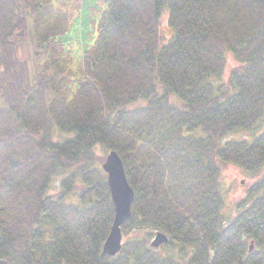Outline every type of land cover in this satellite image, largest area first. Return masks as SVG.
I'll list each match as a JSON object with an SVG mask.
<instances>
[{
  "label": "trees",
  "instance_id": "trees-1",
  "mask_svg": "<svg viewBox=\"0 0 264 264\" xmlns=\"http://www.w3.org/2000/svg\"><path fill=\"white\" fill-rule=\"evenodd\" d=\"M229 165L257 180L226 223ZM0 264H264V0H0Z\"/></svg>",
  "mask_w": 264,
  "mask_h": 264
},
{
  "label": "water",
  "instance_id": "water-1",
  "mask_svg": "<svg viewBox=\"0 0 264 264\" xmlns=\"http://www.w3.org/2000/svg\"><path fill=\"white\" fill-rule=\"evenodd\" d=\"M102 169L107 175L115 208L113 225L103 246V254L114 257L122 249V226L131 218L135 194L128 182L123 161L116 152L107 154ZM167 242L168 237L160 233L154 238L152 246L158 248Z\"/></svg>",
  "mask_w": 264,
  "mask_h": 264
},
{
  "label": "rangeland",
  "instance_id": "rangeland-1",
  "mask_svg": "<svg viewBox=\"0 0 264 264\" xmlns=\"http://www.w3.org/2000/svg\"><path fill=\"white\" fill-rule=\"evenodd\" d=\"M81 10H83V6ZM165 21L166 20H164V23L162 26V34H161L162 42H166L168 39L172 37V33L168 29ZM80 28H81L80 25L74 27V29L76 30ZM74 48L76 50L77 46ZM27 52H28V49L24 51L21 48V50L18 51V54H19L18 56H20V58L22 57L23 59H25L27 57L26 56ZM235 65H236V61L233 55L228 54V67H227V71L225 73L224 78L228 76L230 69L233 68ZM251 135L252 134L249 132L240 131V132L227 136V139H232V140L249 139ZM256 180H257L256 176L252 174H248L242 171L240 168L233 166V165L227 166L222 171L221 181H222V188H223L224 202H225L224 208L222 210V214H223L224 221L226 223H229L235 218V216L238 213L237 204L241 202L242 199L245 198V195L248 192L249 188L253 185V183ZM57 182L58 183L55 182L54 185L52 186V190L54 192H57L59 188V182L61 181L58 180ZM123 238H124L123 240H125V236Z\"/></svg>",
  "mask_w": 264,
  "mask_h": 264
}]
</instances>
